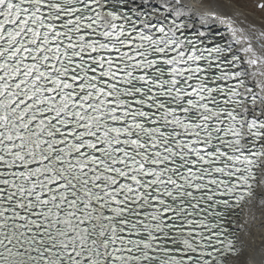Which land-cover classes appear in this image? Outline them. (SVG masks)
<instances>
[{
	"label": "snow or ice",
	"instance_id": "snow-or-ice-1",
	"mask_svg": "<svg viewBox=\"0 0 264 264\" xmlns=\"http://www.w3.org/2000/svg\"><path fill=\"white\" fill-rule=\"evenodd\" d=\"M186 8L0 0V264H264L230 227L264 205V81Z\"/></svg>",
	"mask_w": 264,
	"mask_h": 264
},
{
	"label": "bare ground",
	"instance_id": "bare-ground-1",
	"mask_svg": "<svg viewBox=\"0 0 264 264\" xmlns=\"http://www.w3.org/2000/svg\"><path fill=\"white\" fill-rule=\"evenodd\" d=\"M181 2L187 5L184 18L195 23L196 29L207 33L221 30L230 42L236 44L244 54L249 73H257L254 78L250 75L253 84L264 81V76L259 75L264 71V65L259 67L249 65L247 61L252 57V53L244 51L250 42L256 54L264 57V11L255 7L253 9L251 0H181ZM136 3H140V0H136ZM156 3L158 5L159 0H156ZM202 16L206 18V23L201 20ZM236 221L239 231L242 232L241 239L255 248L259 258L261 244L264 242V205H260L258 200L250 204L244 214L236 216Z\"/></svg>",
	"mask_w": 264,
	"mask_h": 264
},
{
	"label": "rangeland",
	"instance_id": "rangeland-1",
	"mask_svg": "<svg viewBox=\"0 0 264 264\" xmlns=\"http://www.w3.org/2000/svg\"><path fill=\"white\" fill-rule=\"evenodd\" d=\"M253 1H254V2H253ZM251 2H252L251 4H252V6H253V7H252L253 9L256 8L257 10H260L259 8L256 7V5H257L258 3L264 2V0H251ZM254 7H255V8H254Z\"/></svg>",
	"mask_w": 264,
	"mask_h": 264
}]
</instances>
